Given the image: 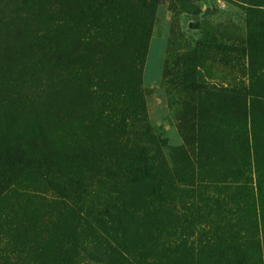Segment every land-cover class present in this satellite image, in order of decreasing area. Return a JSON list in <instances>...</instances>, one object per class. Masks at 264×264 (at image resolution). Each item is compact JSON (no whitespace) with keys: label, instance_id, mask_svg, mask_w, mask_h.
<instances>
[{"label":"rangeland","instance_id":"rangeland-1","mask_svg":"<svg viewBox=\"0 0 264 264\" xmlns=\"http://www.w3.org/2000/svg\"><path fill=\"white\" fill-rule=\"evenodd\" d=\"M264 0H0V264H264Z\"/></svg>","mask_w":264,"mask_h":264},{"label":"trees","instance_id":"trees-1","mask_svg":"<svg viewBox=\"0 0 264 264\" xmlns=\"http://www.w3.org/2000/svg\"><path fill=\"white\" fill-rule=\"evenodd\" d=\"M260 17L264 20V11L263 12H260Z\"/></svg>","mask_w":264,"mask_h":264}]
</instances>
